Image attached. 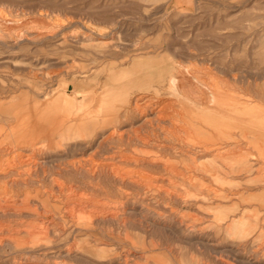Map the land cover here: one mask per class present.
<instances>
[{
	"label": "rangeland",
	"instance_id": "374dc122",
	"mask_svg": "<svg viewBox=\"0 0 264 264\" xmlns=\"http://www.w3.org/2000/svg\"><path fill=\"white\" fill-rule=\"evenodd\" d=\"M0 264H264V0H0Z\"/></svg>",
	"mask_w": 264,
	"mask_h": 264
},
{
	"label": "bare ground",
	"instance_id": "6f19581e",
	"mask_svg": "<svg viewBox=\"0 0 264 264\" xmlns=\"http://www.w3.org/2000/svg\"><path fill=\"white\" fill-rule=\"evenodd\" d=\"M173 73H174V72H173ZM191 74H192V73H191ZM168 78H169V77H168ZM168 78H167V79H168ZM172 78H173V77H172ZM172 82H174V81L172 80ZM159 83H160V82H159ZM169 83H170V82H169ZM167 84H168V83H167ZM165 85H166V84H165ZM168 86L170 87L169 84H168ZM173 86H174V85H173ZM165 87H166V86H165ZM159 88H160V87H159ZM162 88H163V86H162ZM166 89H167V88H166ZM170 89H171V88H170ZM134 90H135V89H134ZM123 92H124V91H123ZM125 93H126V92H125ZM154 94H156V93H154ZM136 95H137V94H136ZM39 97H40V96H39ZM142 97H143V96H142ZM139 100H140V99H139ZM142 100H143V99H142ZM143 101H145V100H143ZM146 101H147V100H146ZM134 102H135V100H134ZM138 102H139V101H138ZM138 102H136V103H138ZM140 102H141V101H140ZM141 103H142V102H141ZM144 103H145V102H144ZM130 104H131V103H130ZM128 105H129V104H128ZM135 105H136V104H135ZM135 105H134V106H135ZM137 105L139 106V105H141V104L139 103V104H137ZM137 105H136V106H137ZM142 105H143V104H142ZM149 105H151V104H149ZM145 106L147 107V105H145ZM128 107H129V106H128ZM128 107H127V108H128ZM131 107H132V106H131ZM149 107H150V106H149ZM116 108H117V107H116ZM136 108H137V107H136ZM129 109H130V108H129ZM143 109H144V108H143ZM116 110H117V109H116ZM119 110H120V108H119ZM124 110H125V109H124ZM135 110H136V109H135ZM149 110H150V109H149ZM151 112H152V111H151ZM156 112H157V111H156ZM131 113H132V112H131ZM136 113L138 114V112H134V111H133L132 115H133V114L136 115ZM152 113H153V112H152ZM128 114H129V113H128ZM139 114H141V113H139ZM139 114H138V115H139ZM154 114L157 115L158 113H155V112H154ZM132 115H131V116H132ZM134 115H133V116H134ZM138 115H137V116H138ZM144 115H145V111H144ZM147 115H148V113H147ZM156 115H155V116H156ZM159 115H160V114H159ZM161 115H163L162 117H164V114L161 113ZM121 117H122V116H121ZM135 117H136V116H135ZM145 117H146V115H145ZM160 117H161V116H159V118H160ZM166 117H168V115H167ZM156 118H158V117H156ZM164 118H165V117H164ZM164 118H162V119H164ZM148 120H149V119H148ZM114 126H115V125H114ZM186 126H187V125H186ZM186 129H187V128H186ZM185 131H186V130H185ZM111 132H113V130H112ZM109 133H110V132H109ZM117 133H118V132H117ZM110 135H111V133H110ZM106 138H107V137H106ZM25 159H26V158H25ZM29 160H30V159H29ZM20 161H21V160H20ZM22 161H23V160H22ZM22 161H21V162H22ZM104 169H105V168H104ZM176 174H177V173H176Z\"/></svg>",
	"mask_w": 264,
	"mask_h": 264
}]
</instances>
